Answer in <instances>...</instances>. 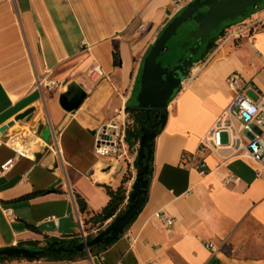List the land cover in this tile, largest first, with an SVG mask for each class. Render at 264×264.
<instances>
[{
	"label": "crops",
	"instance_id": "1",
	"mask_svg": "<svg viewBox=\"0 0 264 264\" xmlns=\"http://www.w3.org/2000/svg\"><path fill=\"white\" fill-rule=\"evenodd\" d=\"M172 1L0 0V167L13 160L8 172L0 168V249L71 242L81 227L93 239L111 223L91 219L107 206L108 191L123 186L122 173L111 175L112 168L106 179L96 176L103 159L91 133L130 109L143 59L176 16ZM262 9L229 26L254 31L221 42L195 63L191 83L168 103L152 144L144 203L117 240L72 259L0 264H264V164L249 156L248 137L239 134L243 143L235 154L198 153L231 103V74L252 101L264 94ZM93 66L101 78L88 75ZM77 88L84 101L63 110L60 96L70 91L72 97ZM30 110L29 122L16 120ZM231 122L237 133L240 123ZM45 128L48 143L40 139ZM24 129L34 149L19 155L9 145L19 139L8 136ZM221 137L227 143V134ZM199 161L203 174L195 168ZM229 176L237 181L226 185ZM134 178L114 216L127 208Z\"/></svg>",
	"mask_w": 264,
	"mask_h": 264
},
{
	"label": "water",
	"instance_id": "2",
	"mask_svg": "<svg viewBox=\"0 0 264 264\" xmlns=\"http://www.w3.org/2000/svg\"><path fill=\"white\" fill-rule=\"evenodd\" d=\"M263 2L264 0H194L188 3L167 23L146 53L141 66L137 91L134 95L135 105L130 107V110L144 112L146 119L151 111L159 112V129H161L166 120L165 111L171 97L180 89L182 81L189 76L193 66L191 58H189L183 65L175 66L171 70H168V67H163L158 59L166 51L167 42L177 35L178 29L183 25L192 23L196 28L189 32L188 38L194 40L195 54L199 45L210 38L211 32L221 31L223 22H233L237 18L246 19L251 15L250 9L258 7ZM202 10L204 11L202 12ZM176 72L179 77L174 76ZM70 95V91H67L59 98L60 107L67 112L77 110L85 99V94L79 88H77L76 94L72 97ZM32 115L33 110H30L16 120L27 123ZM140 132L136 153L138 170L131 186V192L127 197L128 206L123 213L117 216H114V213H106L103 220H111V223L91 240L69 248L53 247L57 243H52L45 249L9 247L0 249V260L4 258L37 259L44 255H71L80 251L89 252V249L93 247L109 245L117 240L138 215L148 190L149 180L145 175L149 168L155 131L149 127L141 126ZM91 134L93 135L95 132ZM50 137L48 128H45L40 134V139L45 143L49 142Z\"/></svg>",
	"mask_w": 264,
	"mask_h": 264
},
{
	"label": "built area",
	"instance_id": "3",
	"mask_svg": "<svg viewBox=\"0 0 264 264\" xmlns=\"http://www.w3.org/2000/svg\"><path fill=\"white\" fill-rule=\"evenodd\" d=\"M194 0H173L171 4V12L177 15L188 3ZM264 17V8L260 11ZM261 23V19H255V24ZM253 32L251 26L242 25L239 28H231L227 30L221 42L231 39L240 38L244 32ZM207 61L204 62V64ZM88 75L92 78L99 79L102 77V72L98 66H93ZM192 74L182 81L188 83L192 79ZM226 83L233 93L231 103L226 111L214 122L208 133L202 138L198 153L204 155L206 153H214L222 155L223 153L235 154L241 147L243 139L239 136L240 133L248 137L246 142V150L249 156L256 162L264 164V94H261L257 101H252L245 95L244 89L238 84L236 75L231 74ZM235 118L240 123V129L235 133L231 119ZM123 123L118 120L110 121L106 125L101 126L95 132L94 152L98 157H123L126 153L120 155V148L124 149L125 131ZM227 134V143L221 142V134ZM24 152L18 151L19 155ZM223 157V156H222ZM222 159H225L223 157ZM185 161V158L183 159ZM13 166V160H7L1 165L2 173L8 172ZM196 170L203 174L205 173V165L203 161H199ZM237 181L233 176L225 179L226 185L234 184ZM6 216L11 217V211H6ZM157 218L164 221L167 226L172 225L173 221L163 214H156ZM79 238L82 242L87 240L83 228H80ZM213 249V247H210Z\"/></svg>",
	"mask_w": 264,
	"mask_h": 264
},
{
	"label": "rangeland",
	"instance_id": "4",
	"mask_svg": "<svg viewBox=\"0 0 264 264\" xmlns=\"http://www.w3.org/2000/svg\"><path fill=\"white\" fill-rule=\"evenodd\" d=\"M257 8V7H256ZM256 8H251L250 10L251 11H254L256 10ZM258 8L262 9L264 8V2L261 3ZM241 20V18H237L235 21L233 22H223L221 25H225V26H228V25H233L235 23H238L239 21ZM184 25L178 29L177 31V35L172 37L168 42H167V51L161 55L158 59V61L165 63L166 61H170L172 60L174 57H176V54H177V51L179 50V48L184 44L183 43V39H182V35H180V32L181 30L183 29ZM229 29V27L223 32L222 36H219L218 38H216V41L214 42V46L217 47L218 45H220L223 37L225 36L227 30ZM216 35L218 36L219 34L217 32H215ZM213 49L209 50L206 55H204L202 58H200L196 64H200L199 62L201 60H203V58L205 59L207 54L212 51ZM192 77L194 78V65L192 66ZM191 71V70H190ZM191 83L188 82V83H184L181 85L180 90H182L183 88L187 87L189 84ZM131 107L133 105H135V101H134V98L131 100L130 104ZM120 123H123V128H124V131L128 130V129H136V124L134 123V120H133V116L132 114H128L124 113V116L121 120H118ZM17 131H19L20 129L19 128H16ZM19 133H16L15 135L13 133L9 134L8 138H14V139H24L25 140H20L21 143L24 142H27L29 143L31 141V136L29 135V132L27 131V129H24V131H22V135H17ZM126 134V132H125ZM27 137H28V140H27ZM221 139V142L223 143L225 141L224 138H220ZM13 140V139H12ZM27 140V141H26ZM11 146H13L12 142H10ZM14 147V146H13ZM32 147V150L34 149L33 146ZM15 148V147H14ZM138 150V142L135 146L133 147H128V145L126 144V142L124 141V149L120 148V155H122L123 152H125L126 154L123 156V157H105L102 161V164H99L97 167H96V170H95V173H96V176L98 178H101V179H106V177H103L104 175H109V172L111 171L112 168H116L115 172L112 173L111 175H114V174H120L122 173V184H123V188L124 189H128V183L131 181L132 177H135L136 173H137V170L136 167H135V164H134V161H135V158H136V152ZM109 178V176L107 177V179ZM131 191V190H130Z\"/></svg>",
	"mask_w": 264,
	"mask_h": 264
},
{
	"label": "trees",
	"instance_id": "5",
	"mask_svg": "<svg viewBox=\"0 0 264 264\" xmlns=\"http://www.w3.org/2000/svg\"><path fill=\"white\" fill-rule=\"evenodd\" d=\"M253 12L254 11H251V14ZM241 20H243V19H241ZM222 34L223 33L221 32L219 36H222ZM213 44L211 45V47L209 48V50L215 48V46ZM137 87H138V85H137ZM177 92H179V90L176 91L174 93V95ZM174 95L171 97L170 101L172 100V98L174 97ZM126 113L132 114L134 123L137 126L136 129H128V130L125 131L126 134H125V139L124 140H125L126 144L128 145V147H133V146H135L137 144V142L139 141L140 135H141V132H140V123H141L140 122V118H144V112L139 111V110H130L129 108H127L126 109ZM152 115H153L154 119H156L157 117H159V112L152 111ZM158 133H159V128L155 130V136ZM151 161H152V156H150V159H149V163L150 164H151ZM134 164H135L136 169H138L136 159L134 161ZM148 172H149V168H148V171H147L145 177H147ZM108 196H109V202H108L107 206L104 208V210L100 214L95 215L91 220L100 219L106 213H115L116 210H117V208L126 199V190L121 186L116 191H108ZM140 209H141V207H140ZM123 212H124V210L121 213H123ZM121 213H119V214H121ZM84 231H85V229H84ZM87 240H91V239H89L87 237ZM54 243H57V244L55 246H53V247L63 246V247L69 248V247H72L74 245L79 244L80 243V239L78 238L77 240H73L71 242H61V241H59V242H54ZM49 246H47V247H49ZM104 247L105 246H103V245L97 246V247H93V248L89 249V252L90 253H93L96 249L104 248ZM43 249H45V248H43ZM84 254H85L84 251H80V252H76V253L71 254V255H44V256H42L40 258H37V259H26V260L27 261H33V260H39V259H72V258H76V257H81ZM11 260H20V259H17V258H14V259L4 258V259H1L0 260V263L7 262V261H11Z\"/></svg>",
	"mask_w": 264,
	"mask_h": 264
},
{
	"label": "flooded vegetation",
	"instance_id": "6",
	"mask_svg": "<svg viewBox=\"0 0 264 264\" xmlns=\"http://www.w3.org/2000/svg\"><path fill=\"white\" fill-rule=\"evenodd\" d=\"M203 11L204 10H202V12ZM229 26H231V24L228 26L221 25V31H218L217 33L220 35V33L221 32L223 33ZM195 28L196 27L192 23L184 25L183 29L180 32V35H182L183 43L185 44V46H183L184 45L183 44L179 48V50L177 51L176 57H174L172 60L166 61L165 63H163L162 61L161 64L163 67H168V70H171L175 66L183 65V63L187 62L189 58H191L192 65H194L200 58L206 55L211 45L216 41V38L219 37V35L217 36L215 32H211L210 38L206 40L204 43L200 44L199 48L195 51V54H194V49H195L194 40L188 38V34L190 31L194 30ZM179 60L181 61L178 63ZM174 76L179 77L178 72H176ZM140 122H141L140 127L141 126L149 127L152 131H155L156 129L159 128V117L154 119L152 115V111L149 113L148 119H146V115L144 114V118H140Z\"/></svg>",
	"mask_w": 264,
	"mask_h": 264
},
{
	"label": "bare ground",
	"instance_id": "7",
	"mask_svg": "<svg viewBox=\"0 0 264 264\" xmlns=\"http://www.w3.org/2000/svg\"><path fill=\"white\" fill-rule=\"evenodd\" d=\"M33 143V140L31 139V141L29 143H21L20 140L16 141L13 143V146L15 147V149H17L20 152L23 151H29L31 144Z\"/></svg>",
	"mask_w": 264,
	"mask_h": 264
}]
</instances>
